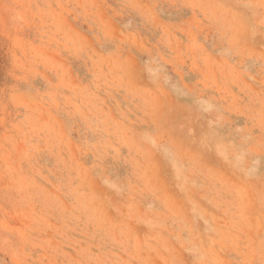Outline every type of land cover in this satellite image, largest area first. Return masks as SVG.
Masks as SVG:
<instances>
[{
  "label": "rangeland",
  "instance_id": "rangeland-1",
  "mask_svg": "<svg viewBox=\"0 0 264 264\" xmlns=\"http://www.w3.org/2000/svg\"><path fill=\"white\" fill-rule=\"evenodd\" d=\"M0 264H264V0H0Z\"/></svg>",
  "mask_w": 264,
  "mask_h": 264
}]
</instances>
